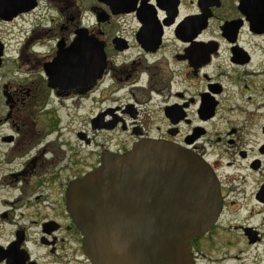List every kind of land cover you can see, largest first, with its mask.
I'll use <instances>...</instances> for the list:
<instances>
[{
  "label": "flooded vegetation",
  "instance_id": "flooded-vegetation-1",
  "mask_svg": "<svg viewBox=\"0 0 264 264\" xmlns=\"http://www.w3.org/2000/svg\"><path fill=\"white\" fill-rule=\"evenodd\" d=\"M76 40L101 45V77L50 88L45 66ZM144 140L215 178L194 264H264V0H0V188L17 191L0 195V264H92L68 187ZM179 182L151 192L182 199Z\"/></svg>",
  "mask_w": 264,
  "mask_h": 264
},
{
  "label": "water",
  "instance_id": "water-1",
  "mask_svg": "<svg viewBox=\"0 0 264 264\" xmlns=\"http://www.w3.org/2000/svg\"><path fill=\"white\" fill-rule=\"evenodd\" d=\"M85 44L76 40L45 66L50 88L93 84L101 77V45L77 48ZM172 174L182 181L183 198L152 194L155 177L170 184ZM67 199L92 264H194L189 241L208 231L221 207L208 166L174 144L154 140L103 157L98 169L70 183Z\"/></svg>",
  "mask_w": 264,
  "mask_h": 264
},
{
  "label": "rangeland",
  "instance_id": "rangeland-1",
  "mask_svg": "<svg viewBox=\"0 0 264 264\" xmlns=\"http://www.w3.org/2000/svg\"><path fill=\"white\" fill-rule=\"evenodd\" d=\"M78 121H82V119H79ZM84 124H82V122L77 123V121L74 124V127L76 128V130H80L82 128ZM73 126H71L70 128H72ZM8 146L6 145H0V157L3 158L6 155V150H7ZM85 153H88L87 150H83ZM10 165H4L2 163V165L0 166V177L2 178V176L4 175L5 172H7V170L9 169ZM0 178V179H1ZM17 184V183H16ZM20 185V184H19ZM15 187V184H14ZM0 195L2 196H16L17 195V191H12V190H8V189H3L0 188Z\"/></svg>",
  "mask_w": 264,
  "mask_h": 264
}]
</instances>
